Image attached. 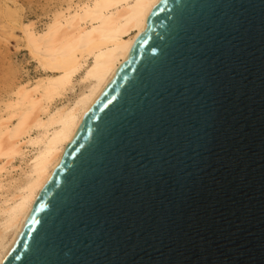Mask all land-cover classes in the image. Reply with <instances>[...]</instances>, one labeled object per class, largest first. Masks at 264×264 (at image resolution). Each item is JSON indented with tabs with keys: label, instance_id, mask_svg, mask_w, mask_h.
<instances>
[{
	"label": "water",
	"instance_id": "1",
	"mask_svg": "<svg viewBox=\"0 0 264 264\" xmlns=\"http://www.w3.org/2000/svg\"><path fill=\"white\" fill-rule=\"evenodd\" d=\"M6 264H264V0H160Z\"/></svg>",
	"mask_w": 264,
	"mask_h": 264
},
{
	"label": "bare ground",
	"instance_id": "2",
	"mask_svg": "<svg viewBox=\"0 0 264 264\" xmlns=\"http://www.w3.org/2000/svg\"><path fill=\"white\" fill-rule=\"evenodd\" d=\"M159 1L65 0L37 29L18 0H0L43 72L19 82L0 107V264Z\"/></svg>",
	"mask_w": 264,
	"mask_h": 264
},
{
	"label": "rangeland",
	"instance_id": "3",
	"mask_svg": "<svg viewBox=\"0 0 264 264\" xmlns=\"http://www.w3.org/2000/svg\"><path fill=\"white\" fill-rule=\"evenodd\" d=\"M64 1L65 0H18L24 9L23 15L25 19L37 21V29L44 28L51 14H53L59 4L64 3ZM1 14L2 13H0V28L2 27L7 30L4 29L3 31L2 28L0 29V107L3 106L2 104L4 101L9 99L19 82L34 80V78L43 74L37 61L29 53L28 48L25 47V41L22 38L23 34L21 30H19V28L11 30L8 19L4 14ZM8 31L11 32L7 33Z\"/></svg>",
	"mask_w": 264,
	"mask_h": 264
}]
</instances>
